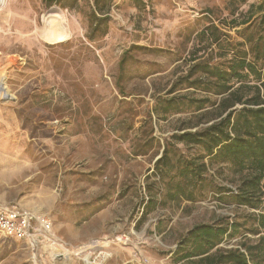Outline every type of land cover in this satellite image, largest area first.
Instances as JSON below:
<instances>
[{
  "label": "rangeland",
  "instance_id": "1",
  "mask_svg": "<svg viewBox=\"0 0 264 264\" xmlns=\"http://www.w3.org/2000/svg\"><path fill=\"white\" fill-rule=\"evenodd\" d=\"M72 1L49 8L8 0L0 14V74L9 90L0 96V206L47 215L73 248L111 241L107 264H206L176 254L204 225H241L212 253L257 245L263 209L239 208L208 186L194 201L177 200L175 172L162 178L157 162L166 148L174 159L202 153L172 139L192 112H162L167 99L188 92L169 94L197 35L212 23L231 42H243L248 28L256 41L264 0H113L107 26L93 22L96 0ZM205 177L232 190L241 183L223 164ZM122 235L129 245L114 244ZM0 264H33L31 252L0 237Z\"/></svg>",
  "mask_w": 264,
  "mask_h": 264
},
{
  "label": "trees",
  "instance_id": "2",
  "mask_svg": "<svg viewBox=\"0 0 264 264\" xmlns=\"http://www.w3.org/2000/svg\"><path fill=\"white\" fill-rule=\"evenodd\" d=\"M42 1L51 8L67 0ZM96 6L93 22L107 26L113 0L105 7L96 0ZM245 32L244 41L235 43L230 34L212 23L203 29L197 35L198 46L191 52L186 74L178 78L169 94L183 89L188 92L178 93L162 105L165 115L192 112L178 129L180 134L172 139L202 150L192 159L174 152V159L166 148L157 162L162 178L175 172L172 185L177 200L194 201L195 190L208 186L217 194H228L222 195V200L231 198L239 208L264 210V36L255 41L254 34ZM213 46L218 50L209 53ZM214 163L230 166L241 177L237 190L220 187L205 177ZM257 221L264 227V214ZM240 226L232 223L228 227H197L183 239L176 254L183 253L180 261L201 258L200 262L206 264H264V236L257 245L245 241L240 248L212 253L230 229L237 231Z\"/></svg>",
  "mask_w": 264,
  "mask_h": 264
},
{
  "label": "built area",
  "instance_id": "3",
  "mask_svg": "<svg viewBox=\"0 0 264 264\" xmlns=\"http://www.w3.org/2000/svg\"><path fill=\"white\" fill-rule=\"evenodd\" d=\"M8 0H0V14ZM0 237L22 242L31 252L33 264H60L77 259L82 264H107L111 258V241L95 240L73 248L55 232L54 223L45 214L35 213L17 204L0 206ZM128 235L118 237L114 244L127 246Z\"/></svg>",
  "mask_w": 264,
  "mask_h": 264
},
{
  "label": "bare ground",
  "instance_id": "4",
  "mask_svg": "<svg viewBox=\"0 0 264 264\" xmlns=\"http://www.w3.org/2000/svg\"><path fill=\"white\" fill-rule=\"evenodd\" d=\"M0 96H9V90L6 86V77L3 74H0Z\"/></svg>",
  "mask_w": 264,
  "mask_h": 264
},
{
  "label": "crops",
  "instance_id": "5",
  "mask_svg": "<svg viewBox=\"0 0 264 264\" xmlns=\"http://www.w3.org/2000/svg\"><path fill=\"white\" fill-rule=\"evenodd\" d=\"M73 262H80L79 260H77V259H74V258H72V259H69V260H66V261H64V262H62V263H67V264H71V263H73ZM80 264H82L81 262H80Z\"/></svg>",
  "mask_w": 264,
  "mask_h": 264
}]
</instances>
